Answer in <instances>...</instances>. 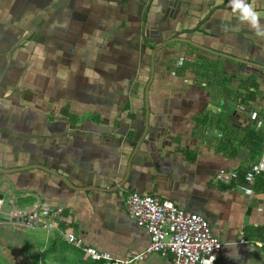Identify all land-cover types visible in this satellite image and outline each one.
Here are the masks:
<instances>
[{"label":"crops","instance_id":"1","mask_svg":"<svg viewBox=\"0 0 264 264\" xmlns=\"http://www.w3.org/2000/svg\"><path fill=\"white\" fill-rule=\"evenodd\" d=\"M248 2L264 24V0ZM263 150L264 37L229 0H0L1 212L66 220L0 222V257L28 261L66 230L116 259L142 252L123 204L136 192L202 216L215 264H264V173L251 195L216 179Z\"/></svg>","mask_w":264,"mask_h":264},{"label":"built area","instance_id":"2","mask_svg":"<svg viewBox=\"0 0 264 264\" xmlns=\"http://www.w3.org/2000/svg\"><path fill=\"white\" fill-rule=\"evenodd\" d=\"M264 173V150L258 161L251 164L243 174L236 171L220 170L216 179L223 184L234 182L246 195L252 194V184L256 177ZM123 204L131 219L138 227L145 229L150 241L142 252L131 251L123 258L116 259L108 253L99 252L93 247H82L72 230L62 231L63 239L72 243L91 261L102 264H135L148 255H171L172 264H215L221 251L222 242L212 234L206 220L197 214L178 208L172 202L159 198L129 193ZM3 200L0 198V222L12 219L18 225L30 228H44L51 233L64 226L63 209L36 206L32 209H14L10 213L1 212ZM243 241V239H241Z\"/></svg>","mask_w":264,"mask_h":264},{"label":"trees","instance_id":"3","mask_svg":"<svg viewBox=\"0 0 264 264\" xmlns=\"http://www.w3.org/2000/svg\"><path fill=\"white\" fill-rule=\"evenodd\" d=\"M252 149H256V153L262 150L259 145L254 146ZM25 249H27L26 251L29 253L28 261L13 263L12 261L0 257V264H102L89 260L81 249L65 241L60 235L54 236L44 245L42 255L39 254L40 248L37 246L36 253L34 254H32L28 248Z\"/></svg>","mask_w":264,"mask_h":264},{"label":"clouds","instance_id":"4","mask_svg":"<svg viewBox=\"0 0 264 264\" xmlns=\"http://www.w3.org/2000/svg\"><path fill=\"white\" fill-rule=\"evenodd\" d=\"M233 11L239 14L242 23L247 24L257 37H264V24L261 23V14L248 0H229Z\"/></svg>","mask_w":264,"mask_h":264},{"label":"water","instance_id":"5","mask_svg":"<svg viewBox=\"0 0 264 264\" xmlns=\"http://www.w3.org/2000/svg\"><path fill=\"white\" fill-rule=\"evenodd\" d=\"M12 222H15V220H14V219H12Z\"/></svg>","mask_w":264,"mask_h":264}]
</instances>
